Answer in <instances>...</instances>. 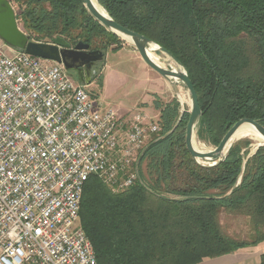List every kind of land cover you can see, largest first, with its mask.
I'll use <instances>...</instances> for the list:
<instances>
[{"label":"trees","instance_id":"obj_1","mask_svg":"<svg viewBox=\"0 0 264 264\" xmlns=\"http://www.w3.org/2000/svg\"><path fill=\"white\" fill-rule=\"evenodd\" d=\"M35 41L63 37L93 50L124 42L83 0H14ZM123 26L170 51L198 92L197 133L217 146L242 118L264 125V0H99ZM154 133L138 158L141 181L115 191L98 175L85 183L80 224L98 264H198L264 241V145L234 142L222 162L198 164L186 146L190 113L175 98L156 99ZM242 217L248 232L225 231L222 213ZM260 264H264V253Z\"/></svg>","mask_w":264,"mask_h":264},{"label":"built area","instance_id":"obj_2","mask_svg":"<svg viewBox=\"0 0 264 264\" xmlns=\"http://www.w3.org/2000/svg\"><path fill=\"white\" fill-rule=\"evenodd\" d=\"M72 75L0 37V264H98L80 224L85 183L133 185L161 129L140 111L100 110Z\"/></svg>","mask_w":264,"mask_h":264},{"label":"water","instance_id":"obj_3","mask_svg":"<svg viewBox=\"0 0 264 264\" xmlns=\"http://www.w3.org/2000/svg\"><path fill=\"white\" fill-rule=\"evenodd\" d=\"M83 1L90 14L107 30L113 31L117 35L129 39L135 45L140 56L149 67L172 83H183L188 89L191 99V108L189 110L190 117L186 127V146L198 164L202 166H215L225 160L233 143L229 146L225 153H223V150L225 149L227 143L245 123L250 124L264 138L263 124L251 118H242L229 128L220 143L214 149L208 151L197 150L195 148V133L198 129L199 121L202 116V109L200 106L198 92L195 89L193 81L189 77L186 68L166 48L150 40L145 35L118 23L103 6L102 7L104 8L105 13L99 11L92 0ZM98 2L100 3L99 0ZM0 37L8 46L24 50L26 53L33 56L43 57L63 63L69 71L78 70L77 80L80 83L87 85L92 82V77L97 72L94 68V64L103 60L106 56L105 52L102 50H90V44L84 41H79L72 47L71 44L61 36L54 38L52 42H40L31 39L29 35L20 27L17 12L11 0H0ZM151 43H155L158 46V51H162L171 57L177 63L179 68H167L155 61L149 54L148 50ZM81 69H85L86 79L82 77L79 71ZM184 113L185 109L181 108L178 121L175 126L166 133V135L176 129ZM261 145H264V141L263 143L257 144L256 150ZM138 175L139 180L141 181L139 171Z\"/></svg>","mask_w":264,"mask_h":264},{"label":"rangeland","instance_id":"obj_4","mask_svg":"<svg viewBox=\"0 0 264 264\" xmlns=\"http://www.w3.org/2000/svg\"><path fill=\"white\" fill-rule=\"evenodd\" d=\"M11 2L18 15L20 13L18 3L14 0H11ZM18 21L20 27L24 30L23 24L19 19ZM120 38L124 42L118 50L108 47L104 51L106 56L97 63V72L87 87L90 94L99 104L100 110L113 109L117 113L135 112L143 108L139 103L148 100V91H151L154 97H157L164 103L169 99L176 98L180 103V107L189 112L191 99L188 89L184 84L181 82L172 83L165 79L145 63L135 45L129 39L122 36ZM157 53L159 54L160 58L158 60L161 65L167 68H179L177 63L166 53L162 51H158ZM72 77L75 79L73 75ZM155 79L157 84L154 81ZM151 136L153 134L150 135L148 141ZM246 139L251 141L249 146L250 156L255 153L257 144L263 142H258L252 137H243L236 141ZM195 142L208 149L216 147L206 136H199L197 131L195 133ZM220 222L225 231L237 237L246 236L249 230L246 221L242 217H236L230 213H222Z\"/></svg>","mask_w":264,"mask_h":264},{"label":"crops","instance_id":"obj_5","mask_svg":"<svg viewBox=\"0 0 264 264\" xmlns=\"http://www.w3.org/2000/svg\"><path fill=\"white\" fill-rule=\"evenodd\" d=\"M154 81L157 84L156 79ZM148 94L149 99L139 103L141 104L140 106L143 107V110L140 108L137 111L143 112L148 118L158 121L160 118L161 110L155 107L157 97H154L151 94V91H148ZM171 100L172 99H169L165 101V103H168ZM118 114L120 116H128L131 113L119 112ZM262 253H264V241L258 243L255 246L239 249L233 253H229L215 258L205 259L204 261L198 264H260Z\"/></svg>","mask_w":264,"mask_h":264},{"label":"bare ground","instance_id":"obj_6","mask_svg":"<svg viewBox=\"0 0 264 264\" xmlns=\"http://www.w3.org/2000/svg\"><path fill=\"white\" fill-rule=\"evenodd\" d=\"M94 5L96 6V8L105 13V10L104 8L102 7V5L98 2V0H92ZM158 46L155 44V43H151L150 44V48L148 49L149 50V54L151 55V57L157 61L158 63L159 62V54L157 53L158 52ZM176 63V62H175ZM174 68H177V67H174ZM243 137H252L253 139H255L256 141L258 142H263L264 141V138L248 123H245L241 129L233 136V138L227 143L225 149L223 150V153H225L227 151V149L229 148V146L234 143L236 140L240 139V138H243ZM195 148L199 151H208V150H211V149H208L204 146H200L198 145L196 142H195Z\"/></svg>","mask_w":264,"mask_h":264},{"label":"flooded vegetation","instance_id":"obj_7","mask_svg":"<svg viewBox=\"0 0 264 264\" xmlns=\"http://www.w3.org/2000/svg\"><path fill=\"white\" fill-rule=\"evenodd\" d=\"M73 47V46H72ZM90 50H93V49H91L90 48ZM97 63L98 62H96L95 64H94V68L97 70ZM80 71V73H81V75H82V77H84L85 79H86V71H85V69H81V70H79ZM72 74H73V76L77 79V75H78V70H73V71H70ZM94 76V75H93Z\"/></svg>","mask_w":264,"mask_h":264}]
</instances>
